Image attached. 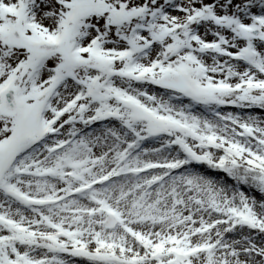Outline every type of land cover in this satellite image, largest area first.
<instances>
[{
    "label": "snow or ice",
    "instance_id": "6c2138e0",
    "mask_svg": "<svg viewBox=\"0 0 264 264\" xmlns=\"http://www.w3.org/2000/svg\"><path fill=\"white\" fill-rule=\"evenodd\" d=\"M0 264H264V0H0Z\"/></svg>",
    "mask_w": 264,
    "mask_h": 264
}]
</instances>
